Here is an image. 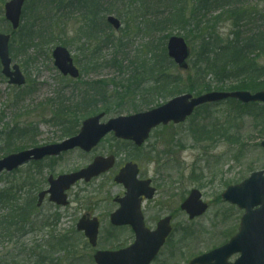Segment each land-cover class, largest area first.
Instances as JSON below:
<instances>
[{"label":"rangeland","instance_id":"rangeland-1","mask_svg":"<svg viewBox=\"0 0 264 264\" xmlns=\"http://www.w3.org/2000/svg\"><path fill=\"white\" fill-rule=\"evenodd\" d=\"M7 0L6 2H8ZM106 1V0H104ZM184 2L185 0H181ZM253 4L262 0H250ZM5 2V3H6ZM2 4V8L4 4ZM111 4L108 6V4ZM166 0H109L104 3L103 15L105 22L108 15H114L120 19L123 24L122 30L115 32L112 28H108L107 32L114 35L116 42L103 48L101 55L109 61L110 55L122 48L126 51L129 61L125 63L128 66L131 60H137L142 55H146L147 49L151 51L152 47H158V52L162 51L163 46H166L167 41H164V36L173 35L184 38L192 47L195 44V37L187 29L166 28L161 33L153 32L150 34V20L161 22L167 17ZM28 5H31L28 3ZM170 5V4H169ZM111 11H107V8ZM4 19V8L0 19V32L9 31ZM3 22V23H2ZM31 21L24 20L23 24L30 25ZM126 23L129 25L126 26ZM78 20L67 23L66 27V42L71 52L72 58L77 68L81 70L82 77L78 81L62 80L58 70L54 67V60L51 55L56 46L55 43L48 48H45L44 53L29 52L27 57L22 54L14 56V61L19 65L21 71L26 75L25 87L13 88L7 82L8 80L2 75L0 67V151L7 145L9 138L15 139L13 145H21L30 148L31 142L35 141L38 145L58 144L63 139L58 127L44 121L49 120V116L42 113H37L38 105L45 102L48 98H54L58 93H66L67 97L73 93L80 92L83 83L94 80L110 81L113 76H118L114 68H102L90 71L83 74L82 66L87 64V58H83L82 52L79 50L81 43L85 44L86 39L77 40L76 33L79 30ZM130 27V28H129ZM104 28V27H103ZM218 31L224 37L230 34V23L219 25ZM50 34L46 38H50ZM122 43V44H121ZM165 43V44H164ZM89 46V43H87ZM119 46L117 49L116 46ZM95 46V43H94ZM91 48L95 49L96 47ZM87 48V47H86ZM118 54V53H116ZM118 54V55H120ZM13 57V56H12ZM31 58L30 63L28 59ZM192 58H189L188 63L191 64ZM169 75H179L182 85L187 83L188 76L192 74V70L186 73L179 70L176 64L174 66L167 64ZM127 78V75L123 76ZM194 78V74L191 77ZM190 78V79H191ZM212 80H210L211 82ZM242 81L227 86L237 87ZM244 84V82H242ZM249 85V81H245ZM264 79L257 83L256 87L263 85ZM153 88V84H144L141 99L142 103L148 91ZM110 97L108 103L111 104V114L108 115L103 122L108 119L117 118L119 116L133 115V113L153 110L156 107L164 105L170 99H162L155 97L154 99L146 98L149 101H154L152 106H144L139 111L131 108L128 101L136 99L134 95L132 99L128 95H114L112 89L109 88ZM119 91H121L119 89ZM264 91V90H262ZM248 92V91H246ZM255 93L254 91H249ZM193 96H198V92H185ZM65 95V94H64ZM200 95H202L200 93ZM125 100L126 103H125ZM114 104V105H113ZM263 106V105H261ZM99 106V108H101ZM142 107V106H140ZM258 118L253 115H242L236 112L229 111L226 103L214 104L208 111H200L194 114L191 119L181 125H169L166 130L156 129L148 139L145 146L139 151H134L133 148L123 142L114 140L110 135L102 141V144L92 150L91 153L81 152L80 150H72L67 154H63L59 161L53 163L50 167L54 176L58 177L61 173H71L75 170H80L83 167L90 165L96 157L116 156V167L108 174L99 179L94 180L90 184L79 183L68 192L70 205L67 208L58 209L48 200H46L41 215L38 220L42 221V217L53 220V215L59 214L61 217L59 223L52 228H40L38 221V229L31 234H21L17 238L7 242L6 239L0 241V261L4 260L3 264H14L12 258L17 260L28 259L32 255L33 248L38 245L49 243L51 235L55 232L57 235H68L71 240V250L73 253L59 252L55 254L56 259L61 261V264H95L94 255L97 250H118L126 247L134 241L131 234V229L113 230L110 225V214L116 211L118 205L114 203V199L118 196H124V189L121 185L115 184L113 179L119 169L128 163V160L138 164L143 179H152L155 188L157 189L156 197L146 203L145 215L146 225L148 228L155 229L160 219L173 215L172 222L175 228L176 236L170 244H167L159 255V258L153 264H188L194 257L203 255L213 251L215 248L223 246L231 238L238 233L240 219L244 215L236 207L230 206L228 203L221 201L222 194L230 186L242 184L244 180L249 179L253 172H263L264 170V149L260 146L264 141V112L263 108L252 109ZM251 111V112H252ZM229 114L230 116L228 117ZM220 121L224 125L226 121H230L231 129L228 136H234L239 139L237 143H228L225 138L219 137L218 140L202 139L197 140L199 130L205 128H213V124ZM20 125V126H19ZM16 127L14 130H12ZM37 127V134L32 129ZM30 128L34 135V140L18 138L20 131ZM221 138V139H220ZM67 139V138H65ZM27 148V149H28ZM118 152V155L117 153ZM3 157H1L2 159ZM29 167H24L17 175L2 176L0 189L10 187V183L16 179L27 178L29 176ZM49 173L45 172V180L48 179ZM42 180V178H40ZM23 181H21L22 183ZM47 187V186H46ZM45 187V188H46ZM196 189L202 192L203 200L210 206L208 213L202 218L189 221L188 216L180 210V206L184 199L190 195V191ZM24 191L20 196H23ZM6 206L2 208L8 211ZM84 215L97 217L100 219V235L99 245L97 249L91 247L88 240L83 237L76 229V225ZM46 224V223H45ZM37 228V226L35 227ZM186 228V229H184ZM183 230H191L194 236L189 237V240L183 241L178 245L184 235ZM68 237V238H69ZM188 239V238H187ZM181 247L182 254L180 255L178 248ZM173 248H176L174 250ZM38 254L30 256L32 260L38 258ZM51 257L53 255H50ZM238 256L230 259L234 262ZM18 262V261H17ZM171 262V263H172Z\"/></svg>","mask_w":264,"mask_h":264},{"label":"trees","instance_id":"trees-1","mask_svg":"<svg viewBox=\"0 0 264 264\" xmlns=\"http://www.w3.org/2000/svg\"><path fill=\"white\" fill-rule=\"evenodd\" d=\"M7 0H0V19L2 8L1 5ZM109 0H31L26 5V12L22 18L31 21L30 25L23 24L20 30L12 32L11 52L12 56L22 54L27 57L29 52L44 53L45 48H48L55 43L66 47V25L71 21L80 23L79 30L76 33L77 40L86 39V43H81L79 50L82 52L83 58H87V64L82 66L83 74L90 71L98 70L99 68H114L118 76H113L110 81L94 80L83 83L80 92L71 93L68 97L66 93H58L54 98H48L45 102L38 105L37 113H42L49 116L45 123L53 124L58 127L63 139L70 138L79 132V128L84 119L91 117L96 113L104 112L107 115L111 114L109 110L111 104L106 102L109 96V88L114 95H128L130 99L137 96L136 99L128 101L131 108L139 111L144 106H152L154 101H149L150 98L161 97L162 99H172L185 92H198L207 94L209 92H239V91H254L260 92L264 90V83L260 87H256L264 79V0L253 4L250 0H166L167 17L161 22L150 20V34L153 32H162L166 28L188 29L195 37V44H191L192 60L185 86L181 83L179 75H169L168 66H172V61L166 53V46H163L162 51L158 52V47L149 50L146 55H143L137 60H131L128 66L125 65L129 61L126 51L122 54L123 49L115 45L117 52L110 55L109 61L101 55L103 48L116 42L114 35L107 32L110 26L106 24L103 15L104 3ZM76 3V4H75ZM75 4V5H74ZM170 4V5H169ZM111 5L110 3L108 6ZM111 11V8H107ZM2 21L8 26L5 20ZM2 22V23H3ZM230 23L231 32L222 36L218 31L219 25ZM129 24L126 23V26ZM104 27V28H103ZM130 28V27H129ZM50 38H46L49 35ZM172 35L164 36V41H167ZM89 43V46L88 44ZM95 46V49H92ZM122 44V43H121ZM165 44V43H164ZM190 45V43H189ZM87 47V48H86ZM120 55H118V54ZM15 58V57H14ZM31 58L28 59L30 63ZM194 74V78L191 77ZM127 75L126 77H123ZM191 78V79H190ZM210 80H212L210 82ZM241 82L237 87L227 86L228 84ZM249 81L247 86L245 81ZM153 84V88L148 91V94L142 100L144 84ZM119 89L121 91H119ZM65 94V95H64ZM148 98V100L146 99ZM127 100H125L126 103ZM228 110L237 112L239 115H253L258 118L252 109L263 108L259 104L243 105L234 100L226 102ZM99 108V106H101ZM114 105V104H113ZM142 106V107H140ZM213 105H207L198 108L195 114L202 111H208ZM252 111V112H251ZM262 113H264L262 111ZM228 117L230 116L227 114ZM20 126V125H19ZM168 126H166L167 128ZM213 128H202L199 130L197 140H218L219 137L225 138L228 143H237L239 139L234 136H228L231 129L230 121H226L224 125L220 121L213 124ZM14 127L12 130H14ZM166 128H163L166 130ZM37 127H34L32 132L30 128L20 131L18 138L25 140H34V134H37ZM220 138V139H221ZM11 142L2 151L0 158L7 154L17 153L20 150H26L28 147L19 144L13 145L15 139L9 138ZM31 147H38L35 141L31 142ZM53 167V162L50 164ZM30 168V169H29ZM29 176L20 178L19 182L16 179L10 183L8 189H0V241L6 239L7 242L27 234V230L32 231L38 226V209L36 208V193L40 191L41 180L44 174L45 167L39 164L29 166ZM21 170L9 175H17ZM21 181H23L21 183ZM2 179L0 178V183ZM24 191L23 196H20ZM6 203L8 211L2 210ZM41 224L46 221V228H51V219L45 218ZM60 216L53 215L54 223L59 222ZM186 229V228H184ZM176 232L172 233L171 239L167 244H170L176 236ZM184 236L176 241L178 245L183 241L189 240V237L194 236L191 230H183ZM67 235H56L50 239L48 244L33 248L31 252L33 256L37 252L38 258L34 261L29 256L28 259L17 260L12 258L14 264H61V261L56 259L55 254L63 252L64 255L73 253L71 250V240ZM188 238V239H187ZM176 250V248H173ZM181 247L178 248L180 255ZM50 255H53L52 257ZM174 255L170 260L172 262ZM1 259L0 264H3ZM18 261V262H17ZM172 262V263H171ZM167 264V263H164Z\"/></svg>","mask_w":264,"mask_h":264},{"label":"water","instance_id":"water-1","mask_svg":"<svg viewBox=\"0 0 264 264\" xmlns=\"http://www.w3.org/2000/svg\"><path fill=\"white\" fill-rule=\"evenodd\" d=\"M27 0H11L6 4L5 18L12 25V29L18 30L21 23L23 6ZM107 22L116 31H119L122 24L119 19L113 16L108 17ZM10 36L0 34V61L3 68V75L9 78L11 85H25V79L19 66L14 65L10 58ZM167 52L169 57L178 64L180 70L189 69L187 60L190 57V49L186 41L179 37H172L168 41ZM52 58L55 60V68L64 77L78 79L80 71L74 65V60L67 48L56 47ZM233 99L245 105L250 103L264 104V91L260 93L239 92H210L201 96L191 94L182 95L169 101L162 107L152 111L135 114L133 116H123L110 120L108 123L100 124L104 114L91 117L84 121L80 134L70 138L60 145H49L36 149L9 155L0 160V175L3 172H12L31 160L39 162L44 158L59 157L61 153L70 152L80 148L86 153L92 151L99 145L102 138L109 133L115 132L118 139L135 142L141 147L145 144L152 130L158 126H166L170 123H185L194 114L197 108L207 104H217L218 102ZM261 146L264 148V141ZM115 158L98 157L88 168L69 175H61L58 179L51 176L49 179L50 190L39 195L38 207L45 200L46 195H50V202L58 206H67L68 197L66 191L72 185L85 180L90 182L94 177H98L104 172L114 167ZM139 168L137 164L129 163L123 168L119 175L115 177L117 184H122L126 189L124 198H117L116 201L121 208L111 215V222L114 226H130L134 233L135 241L127 249L118 252H98L95 256L97 264H151L157 259L158 254L164 247L172 232V216L161 219L155 230L145 226V217L142 214L143 200H152L156 195V190L151 186V181H140ZM222 201L235 205L240 211H245L241 219L239 233L232 238L228 244L215 249L212 252L194 258L189 264H264V172H254L249 179L242 184L231 186L222 194ZM181 210L188 214L190 221L202 217L207 213L208 204L202 200V192L192 190L190 196L183 202ZM77 229L84 231L90 244L96 247L99 223L95 219L83 218ZM240 255L234 263H229V259L235 255Z\"/></svg>","mask_w":264,"mask_h":264},{"label":"flooded vegetation","instance_id":"flooded-vegetation-1","mask_svg":"<svg viewBox=\"0 0 264 264\" xmlns=\"http://www.w3.org/2000/svg\"><path fill=\"white\" fill-rule=\"evenodd\" d=\"M26 12V10H24V13ZM153 132V131H152ZM110 135H112L114 138V140L116 139V141H119V142H123V144L124 143H126V144H129L132 148H133V150L135 151H139L140 152V150L145 146V144L148 142V139H149V137L146 139V141H145V144L143 145V146H141V147H139V146H137L136 145V143L135 142H132V141H121V140H119L117 137H116V135H115V133H113V134H109V135H106L103 139H102V141L103 140H105V138L106 137H108V136H110ZM102 141H100V143H99V145H101L102 144ZM98 145V146H99ZM39 146H49V145H39ZM38 146V147H39ZM97 146V147H98ZM117 153V155H118V152H116ZM110 157H113V158H115V161H114V167L112 168V169H110V170H108V171H106V172H104V174H102V175H100V176H98V177H94L93 178V180H91L90 182H86L85 180H83V181H80L79 183H85V184H90L91 182H94V180H96V179H99V178H101L102 176H104V175H106V174H108L110 171H112V170H114V168L116 167V160H117V158H116V156L114 155V156H109V157H105V158H110ZM101 158H104V156L103 157H101ZM60 160V158H48V159H45V160H43V161H39V163H40V165L43 167H45V169H44V174H43V176L41 177L42 178V180H41V185H40V191L39 192H37V196L39 195V194H41V192H43V191H48L49 190V184H48V179L51 177V176H53V173L51 172V170H50V164H51V162H53V163H55L56 161H59ZM37 161H29V163H27V164H24V166H29V165H34V164H39V163H36ZM129 163H132V164H135V162H133V161H130V160H128V163H126L125 165H123L120 169H119V171L118 172H120L121 171V169H123V168H125V166L127 165V164H129ZM137 164V163H136ZM138 165V164H137ZM88 166H86V167H83L82 169H84V168H87ZM139 167V166H138ZM81 169V170H82ZM45 172H47V173H49V175H48V179L47 180H45V177H44V175H45ZM116 173V175H115V177L119 174V173ZM139 173H140V176H139V179L141 180V181H147V180H150L151 181V186L156 190V192H157V189L155 188V186H154V183H153V181H152V179H150V178H147V179H143L142 178V176H141V172H140V168H139ZM115 177H114V179H113V182L115 181ZM79 183H77V184H79ZM116 184V183H115ZM119 185V184H118ZM47 186V187H46ZM122 187H123V189H124V196L126 195L125 194V192H126V189L124 188V186L123 185H121ZM46 187V188H45ZM156 195H157V193H156ZM156 195L154 196V198L156 197ZM37 196H36V198H37ZM124 196H118V197H116L115 199H114V203L115 204H117L118 205V208L116 209V211L118 210V209H120L121 208V205H119L118 203H117V201H116V199L117 198H123ZM49 196L48 195H46V197H45V200L43 201V203L41 204V206L40 207H38V205L36 206V208L38 209V212H37V218H39V216H42L41 215V212H42V208H43V206H44V204H45V202H46V200H48L49 202H50V199L48 198ZM153 198V199H154ZM152 199V200H153ZM187 199V198H186ZM185 199V200H186ZM149 201H151V200H143V202H142V204H143V209H142V214L144 215V217H145V224H146V215L144 214L145 213V205H146V203H148ZM184 202V201H183ZM205 202V201H204ZM36 203H38V198H37V202ZM51 203V202H50ZM51 204H53L54 205V203L52 202ZM182 205V204H181ZM230 205V204H229ZM55 206V205H54ZM230 206H232V205H230ZM210 207V206H209ZM180 208H181V206H180ZM116 211H114L113 213H111L109 216H110V225H111V227H113L112 229L113 230H115V231H117V230H123V229H125V228H123V227H116V226H114L113 224H112V222H111V215H113V214H115L116 213ZM84 216H87V217H89V218H93V217H91L90 215H84ZM173 216V215H172ZM163 219V218H162ZM42 220H46L44 217H42ZM100 220V219H99ZM161 220V219H160ZM159 220V221H160ZM173 220H174V217H173ZM39 221V220H38ZM41 222L42 221H39V225H40V228H42L43 227V229L44 228H46V222L44 223V224H41ZM159 223V222H158ZM157 223V224H158ZM156 224V225H157ZM158 226V225H157ZM150 228V227H149ZM157 228V227H156ZM155 228V229H156ZM36 229H38V226H37V228H33L32 229V231H29V230H31V229H28L27 230V234H31L32 232H35L36 231ZM151 229V228H150ZM152 230H154V229H152ZM175 231V230H174ZM134 234V233H133ZM53 235L54 236H56L57 234L54 232L52 235H51V237H50V239L53 237ZM49 239V240H50ZM134 241H135V239H134ZM133 241V242H134Z\"/></svg>","mask_w":264,"mask_h":264},{"label":"bare ground","instance_id":"bare-ground-1","mask_svg":"<svg viewBox=\"0 0 264 264\" xmlns=\"http://www.w3.org/2000/svg\"><path fill=\"white\" fill-rule=\"evenodd\" d=\"M31 161H34V160H31ZM29 163V162H28ZM25 164H27V163H25ZM24 165V164H23ZM229 204V203H228ZM231 205V204H230ZM244 216V215H243Z\"/></svg>","mask_w":264,"mask_h":264}]
</instances>
